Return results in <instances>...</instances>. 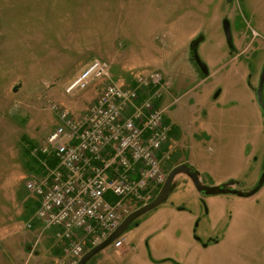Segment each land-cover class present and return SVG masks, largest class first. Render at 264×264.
Instances as JSON below:
<instances>
[{"label":"rangeland","instance_id":"rangeland-1","mask_svg":"<svg viewBox=\"0 0 264 264\" xmlns=\"http://www.w3.org/2000/svg\"><path fill=\"white\" fill-rule=\"evenodd\" d=\"M95 58L108 60L121 84L153 69L168 79V92L156 100L168 107L167 171L189 158L198 167L207 163L213 178L235 174L239 189L259 177L264 119L253 88L264 61V0H0V264H25L35 255L44 264L59 246L55 227L33 218L36 200L24 184L42 170L28 159L25 144L39 147L56 126L49 103L78 115L94 101L100 83L71 94L64 87ZM261 97L264 103V84ZM202 176L209 184L211 176ZM193 190L178 184L166 202L197 209ZM250 201L258 217L226 264H264V191ZM225 204L232 211L233 202ZM222 226L211 231L202 217L194 230L216 235Z\"/></svg>","mask_w":264,"mask_h":264},{"label":"built area","instance_id":"built-area-1","mask_svg":"<svg viewBox=\"0 0 264 264\" xmlns=\"http://www.w3.org/2000/svg\"><path fill=\"white\" fill-rule=\"evenodd\" d=\"M93 83H100L101 90L78 115L55 102L48 104L57 124L42 145L30 149L42 170L24 184L36 200L33 218L55 227L61 247L60 255L47 264H76L128 213L150 201L167 173V106L156 104L169 89L164 74L153 69L121 84L112 78L111 63L95 58L64 91L71 94ZM121 245L122 236L110 247Z\"/></svg>","mask_w":264,"mask_h":264},{"label":"crops","instance_id":"crops-1","mask_svg":"<svg viewBox=\"0 0 264 264\" xmlns=\"http://www.w3.org/2000/svg\"><path fill=\"white\" fill-rule=\"evenodd\" d=\"M216 95L218 94L216 93ZM257 112L260 115L258 106ZM182 161H188L192 164L201 176L203 172L211 176L208 173L207 163L203 162L201 163L202 167H198L189 158ZM179 177L177 183L179 187H193L189 179L181 181L182 179H179ZM229 178L236 179V176L232 173L223 178H213L211 176L208 183L217 184ZM260 190L264 191V185ZM193 192L197 195L196 199L199 197L200 200L197 209L182 204V206H178L173 201L166 202V200L141 216L125 231L122 235V245L118 249L108 247L95 255L99 256V259L93 262L89 260L86 264H226L235 249L242 250L243 237L247 234V231L252 232L253 224L258 217V211L253 208L257 204H251L250 199L256 194L248 198L235 196L237 199L229 201V198L221 197L225 195L203 197L195 189ZM202 202L204 208L201 205ZM225 202H233L232 211L227 210ZM252 211L254 213L253 218ZM178 215L181 218L176 219L183 223L173 222V217ZM202 217L208 219V227L211 231H215L219 225L224 223L223 230L216 235L209 234L207 231L196 232L194 227L195 225L198 226ZM194 234L198 239L195 238ZM52 252L53 256L47 255V263L52 262L60 255L61 247L57 246L52 249ZM41 259L35 255L33 258L29 257L25 264H31L29 262L39 264Z\"/></svg>","mask_w":264,"mask_h":264},{"label":"water","instance_id":"water-1","mask_svg":"<svg viewBox=\"0 0 264 264\" xmlns=\"http://www.w3.org/2000/svg\"><path fill=\"white\" fill-rule=\"evenodd\" d=\"M222 28L226 38V42L229 46H231L232 37L229 22L227 19H223ZM193 52L201 71L207 73L206 65L198 59V57L196 56V52ZM263 84L264 61L261 67L258 84L253 88L255 100L259 107L261 117L264 119V103L261 97ZM13 91H15V89ZM180 175L187 177L192 183L195 191L203 197L234 195L241 198H248L256 194L264 185V166L254 186L244 190L235 187V185L238 184V181L234 178H229L228 180L217 184H206L203 182L200 172L192 164H190L188 161L179 162L173 165L167 171L164 182L150 201L134 208L130 213H128L119 223V225L113 231H111L102 241L85 251L77 260L76 264H86L92 257L108 248L117 238L122 236L136 219L140 218L147 212L153 210L154 208L165 202L169 194L177 186L178 177Z\"/></svg>","mask_w":264,"mask_h":264},{"label":"trees","instance_id":"trees-1","mask_svg":"<svg viewBox=\"0 0 264 264\" xmlns=\"http://www.w3.org/2000/svg\"><path fill=\"white\" fill-rule=\"evenodd\" d=\"M24 143V142H23ZM25 144V143H24ZM25 146H26V148H25V151H26V155H27V157H28V159L30 160V162L32 163V165H34L35 166V168H37L38 167V161H37V159H35V158H33L32 156H31V154H30V149H31V144L30 143H26L25 144ZM43 158L44 156H40V158ZM39 158V157H38ZM48 159V161H49V163H53L54 162V159H52V158H47ZM138 220V219H137ZM137 220H135L130 226H129V228L137 221ZM195 238L196 239H198V237H196V235H195Z\"/></svg>","mask_w":264,"mask_h":264},{"label":"flooded vegetation","instance_id":"flooded-vegetation-1","mask_svg":"<svg viewBox=\"0 0 264 264\" xmlns=\"http://www.w3.org/2000/svg\"><path fill=\"white\" fill-rule=\"evenodd\" d=\"M223 21V20H222ZM169 86H170V84H169ZM168 108V107H167Z\"/></svg>","mask_w":264,"mask_h":264}]
</instances>
